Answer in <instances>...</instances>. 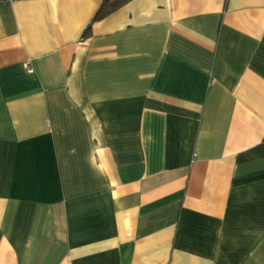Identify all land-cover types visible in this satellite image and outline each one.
Here are the masks:
<instances>
[{
  "label": "crops",
  "instance_id": "crops-1",
  "mask_svg": "<svg viewBox=\"0 0 264 264\" xmlns=\"http://www.w3.org/2000/svg\"><path fill=\"white\" fill-rule=\"evenodd\" d=\"M101 2L0 4V264H264V0Z\"/></svg>",
  "mask_w": 264,
  "mask_h": 264
},
{
  "label": "trees",
  "instance_id": "trees-1",
  "mask_svg": "<svg viewBox=\"0 0 264 264\" xmlns=\"http://www.w3.org/2000/svg\"><path fill=\"white\" fill-rule=\"evenodd\" d=\"M125 0H102L98 10L95 13L94 18H100L104 16L106 13L110 12L120 4H122Z\"/></svg>",
  "mask_w": 264,
  "mask_h": 264
},
{
  "label": "built area",
  "instance_id": "built-area-1",
  "mask_svg": "<svg viewBox=\"0 0 264 264\" xmlns=\"http://www.w3.org/2000/svg\"><path fill=\"white\" fill-rule=\"evenodd\" d=\"M12 1H14V0H0V4H7V3H10V2H12ZM26 68L28 69V70H31V66H30V64L29 63H26Z\"/></svg>",
  "mask_w": 264,
  "mask_h": 264
}]
</instances>
